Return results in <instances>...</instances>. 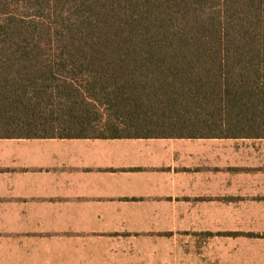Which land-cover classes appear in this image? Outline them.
<instances>
[{"label":"trees","instance_id":"16d2710c","mask_svg":"<svg viewBox=\"0 0 264 264\" xmlns=\"http://www.w3.org/2000/svg\"><path fill=\"white\" fill-rule=\"evenodd\" d=\"M134 136L264 137V0H0V138Z\"/></svg>","mask_w":264,"mask_h":264},{"label":"crops","instance_id":"0c3cea01","mask_svg":"<svg viewBox=\"0 0 264 264\" xmlns=\"http://www.w3.org/2000/svg\"><path fill=\"white\" fill-rule=\"evenodd\" d=\"M0 264H264V137L0 138Z\"/></svg>","mask_w":264,"mask_h":264},{"label":"rangeland","instance_id":"374dc122","mask_svg":"<svg viewBox=\"0 0 264 264\" xmlns=\"http://www.w3.org/2000/svg\"><path fill=\"white\" fill-rule=\"evenodd\" d=\"M126 133H128V132H122L121 134L122 135H125ZM89 135H98V134H109V133H107V132H103V133H98V131H96V132H90V133H88Z\"/></svg>","mask_w":264,"mask_h":264}]
</instances>
